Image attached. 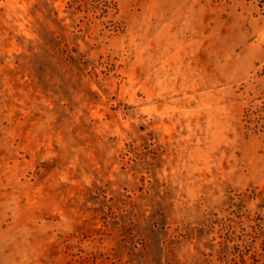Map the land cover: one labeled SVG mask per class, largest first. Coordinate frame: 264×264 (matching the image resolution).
Returning <instances> with one entry per match:
<instances>
[{
	"label": "rangeland",
	"instance_id": "1",
	"mask_svg": "<svg viewBox=\"0 0 264 264\" xmlns=\"http://www.w3.org/2000/svg\"><path fill=\"white\" fill-rule=\"evenodd\" d=\"M0 264H264V0H0Z\"/></svg>",
	"mask_w": 264,
	"mask_h": 264
}]
</instances>
